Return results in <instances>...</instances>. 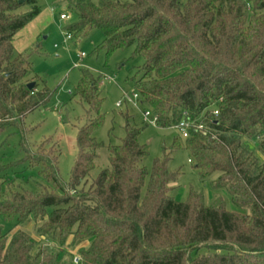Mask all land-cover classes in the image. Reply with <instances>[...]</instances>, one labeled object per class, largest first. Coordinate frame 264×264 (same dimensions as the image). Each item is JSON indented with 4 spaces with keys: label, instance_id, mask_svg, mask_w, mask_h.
Segmentation results:
<instances>
[{
    "label": "trees",
    "instance_id": "trees-1",
    "mask_svg": "<svg viewBox=\"0 0 264 264\" xmlns=\"http://www.w3.org/2000/svg\"><path fill=\"white\" fill-rule=\"evenodd\" d=\"M65 1L76 14L66 34L86 38L98 30L107 54L134 46L132 55L143 58L133 88L157 127L186 119L204 129L189 128L147 168L138 141L146 123L124 113L119 144L94 137L104 119L102 97L96 78L82 70L73 96L87 119L76 127V155L62 183L59 149L50 137L32 149L24 123L52 93L31 73L35 48L18 52L13 44L41 12L38 0H0V133L20 132L22 156L8 166L35 167L43 179L15 173L0 188V217L17 227L0 232V264H74L62 261L69 238L78 264H264V0ZM101 148L108 166L90 178ZM181 148L200 179L218 173L214 185L226 188L241 212L219 200L205 204L198 193L184 201L169 194L178 171L167 162ZM88 180L87 189H76ZM35 222L42 223L35 235L59 251L23 229Z\"/></svg>",
    "mask_w": 264,
    "mask_h": 264
},
{
    "label": "rangeland",
    "instance_id": "rangeland-1",
    "mask_svg": "<svg viewBox=\"0 0 264 264\" xmlns=\"http://www.w3.org/2000/svg\"><path fill=\"white\" fill-rule=\"evenodd\" d=\"M179 2L184 3L186 0H179ZM38 6L41 11L48 10L49 12L40 27L37 44H32L29 47L35 48L30 52L31 73L37 75L52 94L47 102L25 117L26 129L28 126L31 127L26 136L32 149L36 148L38 143L44 139L51 138L56 149H59L57 162L59 178L62 183H68L76 155V127L82 125L87 119L86 106L73 96L82 70L88 71L96 78L97 87L102 97L101 112L104 119L93 135L97 141L104 145H115L119 144L124 136V113H127L131 123H142L141 112L144 107L139 104V100H132V95L136 93L133 88V78L139 77L140 73L137 71L143 63V58L132 55L134 46L107 54L100 48L103 36L98 30L91 31L86 38L72 36L70 39H66L65 27L76 21V14L73 10L68 9L65 0H38ZM27 9L28 6L23 7V10ZM61 13H65L67 18L61 19L59 16ZM80 52H83L84 56L79 59L80 65L74 66L76 55ZM117 102H120L119 106H116ZM176 138L181 141L184 137L175 126L160 128L146 125L138 136L139 143L144 145L147 152V156L141 164L149 168L152 160L162 158L164 152L168 151L163 148L167 149ZM249 146L252 152L258 157H262L254 142L249 141ZM21 156L20 132L15 128H5L0 133V188H5L6 180L11 179L15 173H17V177L43 180L35 167L23 169L21 166H8ZM107 166L106 151L101 148L97 152L95 168L90 172V178H94L99 170ZM167 168L171 171H178L177 179L170 183L169 190V194L175 200L184 201L189 192H194L202 195L205 204L219 200L229 211H242L233 204L226 188L214 185L213 182L218 177L217 172L205 179L199 178L186 150L181 148L171 153ZM89 183L90 180L85 185H79L76 189L79 190L82 187L87 189ZM41 224L40 222L30 223L23 229L29 231L39 244H47L52 248L51 251L56 253L60 250L59 246L44 241L42 236L35 235L36 227ZM16 229L17 227H14L12 222H5L0 217L1 233L13 232ZM69 241L70 238L63 246L66 253L62 257V261L73 262V257L79 256V254L77 247L68 246ZM38 243L37 246H39Z\"/></svg>",
    "mask_w": 264,
    "mask_h": 264
},
{
    "label": "built area",
    "instance_id": "built-area-1",
    "mask_svg": "<svg viewBox=\"0 0 264 264\" xmlns=\"http://www.w3.org/2000/svg\"><path fill=\"white\" fill-rule=\"evenodd\" d=\"M61 19H66L67 15L65 13L59 14ZM65 38L70 39L71 36L65 33ZM56 47V45H54ZM84 56L83 52H80L76 55V61L74 62V66H79V59ZM132 100L138 101V95L137 93H133ZM120 102H117L116 106H119ZM141 119L143 123H146L147 125L156 126L157 117L151 113L149 109H143V112H141ZM175 128L179 131V133L186 137L188 135V129L194 128L197 130H203V126L201 124H195L193 122H190L186 119H182L177 125H175ZM79 256L73 257V263L78 264L79 262Z\"/></svg>",
    "mask_w": 264,
    "mask_h": 264
},
{
    "label": "crops",
    "instance_id": "crops-1",
    "mask_svg": "<svg viewBox=\"0 0 264 264\" xmlns=\"http://www.w3.org/2000/svg\"><path fill=\"white\" fill-rule=\"evenodd\" d=\"M47 11H41L37 17L29 22L14 38L13 44L16 51L21 52L29 49L30 45L37 42L40 27L44 23ZM45 18V19H44Z\"/></svg>",
    "mask_w": 264,
    "mask_h": 264
},
{
    "label": "water",
    "instance_id": "water-1",
    "mask_svg": "<svg viewBox=\"0 0 264 264\" xmlns=\"http://www.w3.org/2000/svg\"><path fill=\"white\" fill-rule=\"evenodd\" d=\"M22 0H20V2H21ZM33 85H34V82H30V83H28L27 84V87H28V89H31L32 87H33Z\"/></svg>",
    "mask_w": 264,
    "mask_h": 264
}]
</instances>
